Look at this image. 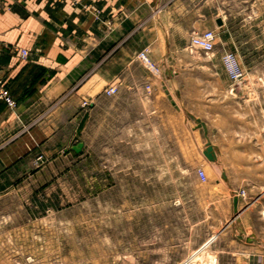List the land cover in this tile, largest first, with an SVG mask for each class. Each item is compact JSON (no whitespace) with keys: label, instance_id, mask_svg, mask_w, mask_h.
I'll return each mask as SVG.
<instances>
[{"label":"crops","instance_id":"1","mask_svg":"<svg viewBox=\"0 0 264 264\" xmlns=\"http://www.w3.org/2000/svg\"><path fill=\"white\" fill-rule=\"evenodd\" d=\"M249 23L245 11L233 15L220 0H2L0 78L17 107L0 100V191L26 183L29 155L48 158L52 140H67L65 152L71 151V140L106 100L120 101L127 93L135 98L146 91L145 84L151 88L143 102L149 117L163 119L164 138L186 139L190 125L195 136L206 139L194 170L211 162L203 150L209 142L227 174L225 190L237 192V180L256 185L254 172L264 169V107L237 99L223 66H164L158 79L138 57L146 51L151 60L164 61L182 53L194 34L213 29L218 59L220 43L231 48L245 42L253 32ZM22 49L29 52L26 58ZM205 74L212 81L205 82ZM111 86L117 93H106ZM220 185V179L212 184ZM233 198L222 192L210 204L235 212ZM240 203L239 198V210ZM213 217L215 231L195 247L185 246L175 262L163 264H198L193 253L203 245L207 262L221 264L224 254L240 261L243 244L234 239L244 236L243 226L238 229L223 215Z\"/></svg>","mask_w":264,"mask_h":264},{"label":"rangeland","instance_id":"2","mask_svg":"<svg viewBox=\"0 0 264 264\" xmlns=\"http://www.w3.org/2000/svg\"><path fill=\"white\" fill-rule=\"evenodd\" d=\"M220 3L233 15L245 11L247 25L254 23L247 26L253 32L245 42L231 48L220 43L218 59L216 43L208 53L186 48L164 61L152 60L160 70L154 75L159 79L164 66L196 62L205 68L223 66L228 74L227 57L233 56L244 71L234 85L236 98L264 107V0ZM211 78L204 75L205 82ZM150 88L145 84L146 91L135 98L127 93L120 101L106 100L71 140L83 143L80 152H65L67 140H52L48 158L27 157L26 183L0 191V264L173 263L185 246L195 247L216 230L214 215L235 218L233 210L210 204L222 192L241 200V221H234L238 229L243 226L244 236L234 240L243 244L245 256L235 261L224 254L221 264H264V169L254 172V186L237 180V192L223 187L219 163H203L194 170L206 139L195 136L190 125L186 139L164 138L163 119L149 117L143 102ZM199 169L205 171V180ZM216 179L219 187L212 186ZM241 191L244 196L237 194ZM202 256L195 257L198 264L207 262Z\"/></svg>","mask_w":264,"mask_h":264},{"label":"built area","instance_id":"3","mask_svg":"<svg viewBox=\"0 0 264 264\" xmlns=\"http://www.w3.org/2000/svg\"><path fill=\"white\" fill-rule=\"evenodd\" d=\"M2 0H0L1 4ZM217 33L213 29H207L203 32L194 34L186 46L191 51H203V52H211L214 50L216 44ZM29 52L27 49L20 50V56L26 58ZM140 60L153 72L154 74L159 73V68L152 62V60L148 57L146 51H141L138 54ZM233 57V56H232ZM232 57H227V71L230 76V79L233 81V86L236 84L237 81H240L244 77V71L236 64ZM118 88L117 86H111L106 90L107 94H115L117 93ZM0 100L3 101L8 108L14 110L17 107V101L10 92V90L5 86L4 81L0 78ZM84 105L88 106L89 102L84 101ZM198 175L202 179H206V174L203 169L198 170ZM238 195L244 196L245 192L241 191L237 193ZM186 264V263H183ZM195 264V263H189Z\"/></svg>","mask_w":264,"mask_h":264},{"label":"water","instance_id":"4","mask_svg":"<svg viewBox=\"0 0 264 264\" xmlns=\"http://www.w3.org/2000/svg\"><path fill=\"white\" fill-rule=\"evenodd\" d=\"M219 24H221V21H218ZM83 148V143L82 142H79L77 143L76 145L73 146V149L76 151V152H80ZM204 154L206 156V158L211 161V162H215L217 161V155H216V152L213 148V146L211 145V143H207L206 144V148L204 149ZM0 163H1V160H0ZM221 177L226 181L227 180V174L225 171H222L221 172ZM238 201H239V197L237 195L234 196L233 198V204H234V211H235V218L234 220H236L237 222H240L241 221V218H240V211L238 209Z\"/></svg>","mask_w":264,"mask_h":264},{"label":"bare ground","instance_id":"5","mask_svg":"<svg viewBox=\"0 0 264 264\" xmlns=\"http://www.w3.org/2000/svg\"><path fill=\"white\" fill-rule=\"evenodd\" d=\"M214 237H216V236H214ZM213 238V237H212ZM207 243H208V241H207ZM210 243V242H209ZM209 243H208V245H209ZM205 252V246L203 245L201 248H199V250H196L193 254V256L194 257H197L198 256V254H203V256H202V258L203 259H205L206 258V253H204ZM199 257H201L200 255H199ZM207 261V260H206ZM216 263V259H214V260H212L211 262H206V263H204V264H215Z\"/></svg>","mask_w":264,"mask_h":264}]
</instances>
